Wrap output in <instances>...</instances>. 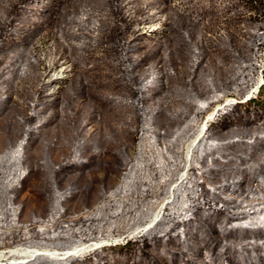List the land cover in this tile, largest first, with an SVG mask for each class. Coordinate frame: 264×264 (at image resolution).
<instances>
[{
    "label": "rangeland",
    "instance_id": "rangeland-1",
    "mask_svg": "<svg viewBox=\"0 0 264 264\" xmlns=\"http://www.w3.org/2000/svg\"><path fill=\"white\" fill-rule=\"evenodd\" d=\"M10 1L0 0V11ZM41 1L30 9L31 28L47 9L59 16L82 3L107 5ZM126 3L144 34L136 50L145 55L142 110L117 87L60 83L72 66L52 26L27 49L0 53V251L88 246L66 257L13 255L0 264H95V250L113 255L138 239V228L186 170V145L212 111L209 135L196 145L183 179L190 176L189 183L150 231L168 233L174 219L202 207L211 219L228 217L215 227L236 229L244 239L217 245L192 221L186 237L206 247L204 256L175 251L206 264H264V0ZM232 100L227 112L218 109ZM203 213L196 219L214 225ZM213 246L223 256L216 263L208 262Z\"/></svg>",
    "mask_w": 264,
    "mask_h": 264
},
{
    "label": "trees",
    "instance_id": "trees-1",
    "mask_svg": "<svg viewBox=\"0 0 264 264\" xmlns=\"http://www.w3.org/2000/svg\"><path fill=\"white\" fill-rule=\"evenodd\" d=\"M105 1L106 6H92L82 3L75 10L63 9L59 16L47 9L46 12L41 13L42 20L40 23H32L33 28H31L30 25L28 26L30 9L33 5L42 1L11 0L0 11V53L20 45L27 49L45 25L52 26L54 33L64 41V47L61 51L63 57L69 60L72 66L71 76L60 80V83L65 79H70L77 84L73 87H86L89 85L90 87H117L118 91L130 92L133 95V98L131 97L129 100L130 103H133L136 97L135 104L138 109L142 110L145 106L144 98L147 95V88L141 85L138 75L140 68H143L142 61L145 60V55L140 52L137 53L136 50L144 46L140 45L144 34L136 28L135 18L127 9V0ZM170 18L169 15L168 20ZM70 39H73L74 42H71ZM68 52L70 56L67 55ZM13 62H15L14 59ZM83 83H86V85H83ZM247 97L248 95L244 99H247ZM233 104L234 102L224 104L219 109L222 110V113H225ZM31 129L34 131L33 125ZM208 135L209 131L207 130L202 139L208 137ZM197 169L196 166H193L192 172L197 171ZM189 180L190 176L179 184L173 200L165 208L167 214L175 209ZM196 211L195 213L198 214L203 213L202 207H198ZM195 213L183 217L180 221L174 219L175 221H172L170 229L168 228V233L158 230L150 231L161 221V217L152 228L136 234L138 239L130 240L125 245L115 249L113 255L102 253L94 248L97 250L90 258L93 259L95 264H110L105 259L108 257L111 264H206L190 256L193 252L204 256L206 251L204 245H196L186 237V228L188 223L192 221H195L210 237H213L217 245L230 247V240L241 241L244 239L245 234L238 233L240 231L236 229H228L225 225L215 227L216 222H223V220L226 222L228 217L211 219L203 213L204 217L210 219L214 224L208 225L196 219ZM238 214L237 217L239 218L250 215L247 213ZM173 246L182 248L190 255L184 257V254L175 251ZM159 249H164L162 254L157 253ZM211 251L212 257L208 262L216 263L222 259L223 256L217 251L216 246H213ZM125 253H127V256H124ZM164 253L167 254V257H164Z\"/></svg>",
    "mask_w": 264,
    "mask_h": 264
},
{
    "label": "bare ground",
    "instance_id": "bare-ground-1",
    "mask_svg": "<svg viewBox=\"0 0 264 264\" xmlns=\"http://www.w3.org/2000/svg\"><path fill=\"white\" fill-rule=\"evenodd\" d=\"M258 84L259 83L257 82V85ZM232 101L234 102V100H232ZM221 106H223V105H220L218 107V109ZM214 113H215V111H212L211 113H209V115L206 116V118L204 119L199 131L197 132V134L193 138H191L190 141L186 145V159H187V162H188L186 170L180 175L179 179L177 181H175L171 185L167 197L163 200V202L160 204L158 209L154 212L152 217L146 222L144 227L138 228L137 231H140V232L147 231L148 229L152 228L160 220V218L162 217L166 206L168 205V203H170L173 200L177 187L183 181V179L185 178L186 174L188 173V171L190 169V164H191L193 151H194L196 145L201 141L203 135L205 134V131H206L207 126H208V123L213 118ZM86 247L88 248V246H86V245H80V247H77V248L75 247L76 249L73 248L72 250H68V251H65V252H62V253H59V252H51L50 253V252H46V251L40 250V249H35V250L30 249L29 250L28 248L9 249L7 251H0V262H1V260L5 259V258H7L9 256H13V255H19V256L31 255V256H35V255H38V254H49V255H51L53 257H57L59 255H63V256H60V257H66L68 255L78 254L79 251L85 250ZM93 249H94V247H93Z\"/></svg>",
    "mask_w": 264,
    "mask_h": 264
}]
</instances>
